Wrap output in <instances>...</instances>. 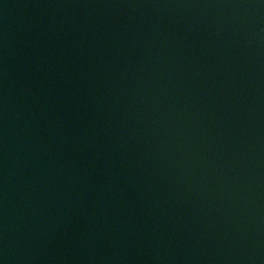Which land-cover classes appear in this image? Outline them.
I'll return each instance as SVG.
<instances>
[{"label": "water", "instance_id": "obj_1", "mask_svg": "<svg viewBox=\"0 0 264 264\" xmlns=\"http://www.w3.org/2000/svg\"><path fill=\"white\" fill-rule=\"evenodd\" d=\"M0 264H264V0H0Z\"/></svg>", "mask_w": 264, "mask_h": 264}]
</instances>
